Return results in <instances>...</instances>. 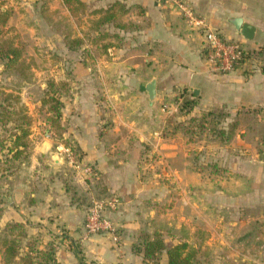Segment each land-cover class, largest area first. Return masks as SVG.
Wrapping results in <instances>:
<instances>
[{
  "label": "crops",
  "instance_id": "crops-1",
  "mask_svg": "<svg viewBox=\"0 0 264 264\" xmlns=\"http://www.w3.org/2000/svg\"><path fill=\"white\" fill-rule=\"evenodd\" d=\"M119 1L126 5L119 21L135 26L121 29L107 23L96 28L101 13L94 10L101 6L87 7L79 30L85 41L79 47L82 55L60 63L61 79L72 86L73 100L64 112L62 135L77 146L81 163L92 165L95 172L83 176L82 171L72 170L77 174L75 182L81 192L86 187L84 193L92 194L89 179H102L99 187L120 196V207L110 214L119 240L86 231V211L65 186L63 175L69 164L60 148L65 146L64 138L49 134L52 128L47 122L30 128V159L41 176L33 180L32 188L26 180L0 188V224L22 222L47 239L59 236L62 264L76 263L69 237L80 242L89 261L141 264L143 257L134 252L133 243L143 225L151 229L160 220L168 229L188 227L193 246L204 242L206 264H264V231H260L264 226V0H183L204 16L210 28L255 53L257 58L244 67L226 73L209 68L202 51L203 33L189 27L172 0ZM13 2L15 9L25 11L14 10L8 24L18 25L25 17L28 24L22 22L23 27L37 28L41 19L37 5ZM61 3L65 15L72 18ZM237 17L254 25L252 40L234 26L232 19ZM107 31L112 38L101 44L100 34ZM85 34L92 35V41ZM100 47H104L101 55ZM88 50L99 55L89 58ZM65 67H70V74L64 73ZM152 79L156 94L150 101L146 86ZM179 97L194 102L180 119L224 113L218 124L223 129L219 142L212 135L194 148L181 136L162 135L169 117L162 106ZM165 177L171 182L166 183ZM169 199L172 204L166 208ZM168 239L164 238L166 244ZM160 263L168 264L166 252Z\"/></svg>",
  "mask_w": 264,
  "mask_h": 264
},
{
  "label": "rangeland",
  "instance_id": "rangeland-1",
  "mask_svg": "<svg viewBox=\"0 0 264 264\" xmlns=\"http://www.w3.org/2000/svg\"><path fill=\"white\" fill-rule=\"evenodd\" d=\"M28 1L34 2L35 6L37 5L39 9L38 11L41 12V19L37 28L29 30L28 26L23 27L21 23L26 21V18L23 17L22 19H20V23L18 25H9L7 22V25L5 27L6 32L1 36L12 40L15 45L23 49V57L26 59L27 63H29L30 68L23 74H9L3 71V60L0 58V104H2V106H5L7 110L11 111L12 108H14L13 110H15V113L10 114V117H6L4 120H1V114L5 109L0 108V188H3L5 186L7 188L8 186L12 187L15 181L19 182L23 180L29 181L30 187L32 188L33 180H36L37 176H41L42 171L38 172L33 166L32 159H30V155H32L31 153L33 152V144L30 140V134L27 137L29 144L25 149L26 153H23L19 157L14 158L12 153L8 152L6 146L10 143L9 138L11 133L13 132L11 130V127H13L15 122H17V119L19 117L17 112L20 110V106H22L23 108H25V113H27L31 119V124L29 126L30 128L36 123L38 124L47 122L51 125L52 128V132H48L49 134L58 139H61L63 137L62 133L64 130V126H62V121L64 112L66 111V106L70 105L73 100L72 93L70 92L72 86L70 85V87L68 85H65V80L61 79L60 74L61 72L63 73V71H61L63 66L61 67L60 63L66 59H75L78 56L82 55L79 51V47L81 45L77 47H70V45H73V41L79 37L81 38L82 36L79 30L81 28V22L84 19V12L79 13L77 16H74L72 14V18H70L64 13L61 0ZM0 2L3 4L4 8L11 10V16L13 15L14 10H18V8L15 9L13 0H0ZM107 2L108 0H91L90 2H87V7L89 10L93 8L94 5L103 7L102 5ZM21 8L22 9H19L18 11L20 14H23L25 9L23 7ZM31 18L32 17L29 16L31 22H33V19ZM26 24H28L27 21ZM108 35L109 32L107 31V35H104L100 38L101 44L103 42H109L110 38L112 37ZM84 37L87 41H92V35L87 36L85 34ZM116 40H118V38H116ZM98 51L101 55L102 53H104V47H100V50ZM86 55L90 58L99 54L96 50L94 51V54L91 50H88V53H86ZM64 69V73H71L70 67L68 69H66L65 67ZM52 82L53 85H50V83ZM8 94H12V96H18L19 100L15 102L12 96L7 98L6 96H8ZM52 94L58 96L63 102V106H61L62 115L58 118L55 117V112L53 111V109H51V106L54 104V102L49 99V96H51ZM185 100L190 99L185 98ZM9 103H11L12 105L9 106ZM183 113H185V111L181 108L180 112L169 114V117L166 120L167 127L162 132V135L164 137L169 138L176 135L181 136L183 139L187 140L186 143L192 142L193 144H195L194 148H199V145L204 144V141L212 138V135H216L217 141L219 142L220 133L218 124L221 122L222 118L220 117L224 113L216 112L213 116V119L212 116H208V118H206L207 113L205 112L201 113L200 115L185 117L184 119L178 118V116ZM63 140L65 146L60 147L64 153L62 158L66 159L68 161L67 164H69V168L66 167L64 170L65 172L62 171L64 172L63 176L67 178L66 179L64 177V179L67 180L71 190L75 191V196H73L72 198H74V201L78 202V204L81 205L87 213V210L91 206L94 199L104 198L116 193H111L109 191L103 190V187L98 186V182L102 181V179H97L94 177L92 179H89L91 180V183L94 187L92 188V194L84 193V191H86V187H83L82 190L84 191L81 192V188L79 187V184H77L78 181L77 183L75 182L76 179L74 178V175L76 173H72V170L78 169L82 171L81 174L83 176H87V174H85L81 168L75 167L72 161L73 159L81 161L79 153L80 151L71 139L64 138ZM1 143H3L4 146ZM67 148L69 150H67ZM81 174L78 175L79 178L85 179L86 181V177H82ZM164 179L167 183L168 181L171 182L172 178L165 177ZM85 181L82 182L84 183ZM88 183L90 184V182ZM70 194L72 196L71 192ZM169 194L171 195V193ZM169 200L165 203L166 208L171 207L170 205L172 204V200L171 202ZM162 223L165 222L163 220L155 222V225H153L151 229L143 225L141 231L146 230L150 233H161L162 236H164L163 238H170L167 242L168 246L180 241H188V227L184 226L181 228H176L172 226L171 229H168L163 227ZM7 225L8 224H0V237H5L9 234ZM23 229L25 230L26 235L17 236L20 240L21 256H24L27 252H29L34 264H62L61 261H58L59 247L61 246V240L58 239L59 236H53V239H47L48 237L44 235L43 232H40L38 230L34 231L35 228H33L32 230L30 226L24 223ZM260 229V231H264V226H262ZM64 230L65 229L61 227L59 232L64 234ZM52 232L53 231H50L48 234H52ZM17 233L18 231L16 230L14 234ZM201 234L203 235V233ZM67 241H69V239ZM139 241L140 239H137L133 243V249L135 248V245L139 243ZM71 244L72 243H70L69 241V245L72 247ZM77 244L84 254L80 242H77ZM191 245H193V243H191ZM194 247L197 251V260L199 264H206L207 258L204 257L203 254L204 242L202 244H197ZM71 250L76 256L77 263L75 248H72ZM134 252H136L135 249ZM49 254L52 255L51 257L55 258V262L53 260L46 261V256H49ZM60 257L63 258L61 254ZM87 262L92 261H89L87 259ZM94 263L97 264L96 262ZM0 264H3L1 259ZM13 264H21L20 259L17 258ZM141 264L161 263L159 258V261L157 263L155 260H148L142 261Z\"/></svg>",
  "mask_w": 264,
  "mask_h": 264
},
{
  "label": "trees",
  "instance_id": "trees-1",
  "mask_svg": "<svg viewBox=\"0 0 264 264\" xmlns=\"http://www.w3.org/2000/svg\"><path fill=\"white\" fill-rule=\"evenodd\" d=\"M67 8L70 10L71 14L77 16L79 13L85 12L87 7V2L84 0H63ZM128 10V9H127ZM126 11V5L121 1L116 0L111 2L106 8L101 7L94 10L96 13H101V16L95 22L96 28L104 26L107 23L114 24L115 27L121 29L133 28L135 24H126L122 21H119V14L124 13ZM11 16V10L4 8L3 4L0 2V37L6 32V25L8 19ZM107 35L100 34V36ZM84 40L82 38H77L73 41V45L70 47H77L82 45ZM105 47H108L107 45ZM255 54V53H254ZM0 58L3 60V71L6 73H15V74H23L30 68L29 63H27L26 59L23 57V49L19 46L15 45L12 40L1 37L0 38ZM53 85V82L50 83ZM12 94H8L7 98L11 97ZM12 98L17 102L19 100L18 96H12ZM49 99L54 102L51 106V109L55 112V117H60L61 114V106H63L62 100L55 95L49 96ZM11 106L12 104L9 103ZM193 100H183L181 105L182 110L188 112L193 107ZM0 108H4L1 116V120H4L6 117H10V114L15 113L14 108L12 110H7L5 106L0 104ZM20 110L17 112L19 117L17 122H15L14 126L11 127L13 131L10 135V143L6 146L8 152L12 153L14 158L19 157L21 154L26 153L25 149L28 147L27 137L30 134V124L31 119L27 113H25V108L20 106ZM215 112H208L206 115L214 116ZM219 115V114H218ZM217 115V116H218ZM215 116V117H217ZM224 115H221L220 118ZM222 120V119H221ZM6 122V121H5ZM4 122V124H5ZM236 125V121H234L228 129L227 136H230L233 133V128ZM216 130V129H215ZM223 129L219 128V133L222 134ZM220 134V135H221ZM3 146L4 144L1 143ZM68 145V144H66ZM66 190L72 193V197L75 196V191H72L69 184L65 182ZM74 200V198H72ZM9 234L5 237H0V259L3 264H13L17 258L20 259L21 264H34L30 253L27 252L24 256L20 255V240L17 236L26 235L25 230L23 229L22 222H11L8 223ZM18 231L17 234H14L15 231ZM70 243H72V248H75V252L77 255V263L76 264H95L92 262H87V258L82 253L81 249L78 247V244L72 238H68ZM140 239L139 243L135 245L136 253L142 255L143 261L155 260L156 263L159 261L160 255L163 252L167 253L168 256V264H199L197 260V251L193 245H191L187 240L180 241L172 246H168L161 233L154 232L150 233L146 230H142L140 235L138 236ZM52 255L46 256V261L53 260L56 261ZM51 257V258H50Z\"/></svg>",
  "mask_w": 264,
  "mask_h": 264
},
{
  "label": "built area",
  "instance_id": "built-area-1",
  "mask_svg": "<svg viewBox=\"0 0 264 264\" xmlns=\"http://www.w3.org/2000/svg\"><path fill=\"white\" fill-rule=\"evenodd\" d=\"M177 6L189 27L200 30L204 40L202 51L209 68L216 73H226L237 68L244 67V64L257 58L242 42L228 39L214 28H210L204 18L197 10L192 8L183 0H172ZM263 52V51H262ZM264 53V52H263ZM183 99L177 98L172 102H165L163 110L168 114H175L181 111ZM67 150H69L67 148ZM74 166L81 168L85 174L94 176L93 166L82 164L81 161L72 160ZM121 205L118 195H109L104 198L94 199L88 208L85 220V229L88 233H108L112 235L114 241L119 240L117 226L110 214L116 211Z\"/></svg>",
  "mask_w": 264,
  "mask_h": 264
},
{
  "label": "water",
  "instance_id": "water-1",
  "mask_svg": "<svg viewBox=\"0 0 264 264\" xmlns=\"http://www.w3.org/2000/svg\"><path fill=\"white\" fill-rule=\"evenodd\" d=\"M232 22L234 26L241 32V34L246 39L252 40L254 38V33H255L254 25L248 22H243V19L241 17L233 18ZM146 91L150 101H152L156 94V79H152L148 82L146 86Z\"/></svg>",
  "mask_w": 264,
  "mask_h": 264
}]
</instances>
